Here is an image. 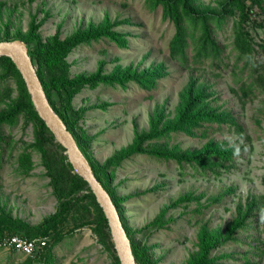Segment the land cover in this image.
I'll list each match as a JSON object with an SVG mask.
<instances>
[{
	"label": "rangeland",
	"instance_id": "obj_1",
	"mask_svg": "<svg viewBox=\"0 0 264 264\" xmlns=\"http://www.w3.org/2000/svg\"><path fill=\"white\" fill-rule=\"evenodd\" d=\"M220 1L200 0V6H217ZM250 13L257 19L264 17L257 7ZM105 17L125 20L114 28L128 32L126 45L117 46L105 37L78 43L64 56L62 66L46 70L47 79L60 73L68 77L89 73L99 60H103L105 72L129 63L140 67L162 61L166 73L151 88L139 87L131 80L125 86L98 83L84 85L70 97L68 111L75 115V128L89 136L86 150L94 160L101 162L128 143L134 129L146 130L155 113H161V120L171 119L189 75L208 83L216 97L214 103L229 110L243 128L238 134L233 125L212 124L206 132L197 129L190 135L175 131L155 141L177 149L199 147L208 137L233 144L235 152L217 166L216 173L146 153H134L110 168V186L116 196L123 197L121 213L134 239L147 246L154 264H180L196 249V232L202 222L223 229L234 215L237 201L251 195L261 201L249 225L236 232L235 240L213 248L211 253H227L218 258L220 264H264V93L260 81L249 83V73L261 70L264 53L254 44L260 55L255 68L248 64L241 70L243 59H235L232 47L234 15L217 29L222 48L217 60L193 63L187 47L188 60L180 63L169 55L172 23L161 18L159 6L149 8L144 0H0V36L25 31L33 21L42 40L55 32L62 38L88 21L99 22ZM244 26L252 42L264 43V25L248 19ZM16 96L14 79H0V111H6ZM52 98L56 104L66 103L62 93L53 92ZM16 116L13 124L0 126V207L35 224L54 211L57 198L39 151L29 149L28 170L19 167L18 157L34 139L36 127L25 113ZM40 141L45 151L50 150L48 154L64 153L43 133ZM229 185L233 190L222 194ZM185 191L197 194L198 200L169 207L163 214V225H148L162 206ZM83 203L70 210L60 226L64 234L52 247L54 264H113L111 250L98 239L93 223H79L84 216L91 217ZM46 237V242L51 240ZM34 253L27 255L0 246V264H23L28 256L34 258L32 264H43Z\"/></svg>",
	"mask_w": 264,
	"mask_h": 264
},
{
	"label": "trees",
	"instance_id": "obj_2",
	"mask_svg": "<svg viewBox=\"0 0 264 264\" xmlns=\"http://www.w3.org/2000/svg\"><path fill=\"white\" fill-rule=\"evenodd\" d=\"M144 2L149 8L159 6L161 18L172 23L173 32L168 41L169 55L180 63H185L188 60L187 47L191 50L190 60L193 63L202 60L209 62L217 60L222 50L216 38L217 29L234 15L236 18L232 26V47L235 52V59H243L241 70L248 64L252 67L256 64L257 57L260 55L253 47L254 44L264 53V43L252 42V37L244 26L248 19L258 26L264 25V17L257 19L250 16L254 7H257L262 14L264 13L262 0H222L217 6L212 7L200 6V0H144ZM123 21L125 20H109L106 17L99 22L88 21L85 26L76 27L62 38L55 32L44 40L35 31V23L30 21L25 31L17 30L12 34L5 32L0 36V39L20 38L24 41L27 54L35 67V72L49 104L72 134L77 146L86 157L93 174L108 192L118 212L129 239L135 264H154L147 246L134 239L124 221L120 209V201L123 197L116 196L113 187L110 186L112 177L110 168L134 153H146L163 160L170 159L177 163L186 162L191 164L194 169L198 168L203 172L209 170L216 173L217 166L222 161L229 159L235 152L236 146L233 144H226L223 140L208 137L199 147L177 149L155 143V141L168 137L175 131L190 135H195L197 129H201V133L206 132L205 129L212 124L233 125L238 134L243 133V128L229 110L214 103L216 97L213 96L208 83L198 80L196 76L189 75L186 83L179 91L175 113L171 119L161 120V113H155L150 117L149 126L146 130L137 131L134 129L133 136L128 143L116 149L103 161L94 160L86 150L89 136L84 131L75 128V115L68 111L67 103L70 97L80 87L84 85L95 86L98 83L125 86L127 81L131 80L139 87L151 88L156 84L157 79L166 73L164 63L151 61L149 64L140 67L137 64L129 63L122 68H114L105 72L103 71V60H99L95 69L89 73L80 72L71 77L60 73V75L48 79L46 78V70L62 66L64 56L78 43H88L105 37L117 46H125L128 32L114 28L115 25ZM0 65L3 68L0 71V79L9 76L17 84V96L10 101L6 111H0V126L3 123L13 124L19 112L25 113L33 121L36 127L35 136L22 149L18 157L19 167L24 171L28 170L30 168L29 149L39 151L57 198L54 211L44 215L35 224H28L22 218L12 216L0 207V236L5 232L19 233L29 237L35 235L49 236L51 240L38 248L34 257L41 260L43 264H54L52 247L64 234L60 230V226L70 210L74 209L79 202H85L83 203L84 208L90 210L91 217L84 216L79 223H93L92 229L98 235V239L106 243L111 250L113 264H119L110 240L106 219L87 182L72 170L65 153L56 155L53 151V155H50L48 154L50 150L45 151L42 147L41 133L44 134L46 140L52 141L54 146L63 152V147L54 140L52 133L36 113L20 73L12 60L6 55H0ZM260 67L261 70L256 74L249 73V83L254 84L260 81V87L264 93V56L261 59ZM53 92L62 93L66 103L56 104L52 98ZM0 140H2L1 135ZM229 190H233L232 185H229L221 193ZM220 195L218 194L213 198L217 199ZM192 200L197 201L198 195L191 191L177 195L160 208L158 213L148 222V225H163V214L167 208ZM260 201L259 198L251 195L243 202L238 200L234 215L223 229L212 228L206 222H202L196 232V249L191 251L180 264H220L218 258L227 255V253L213 254L211 250L226 241L235 240L236 232L249 225L250 216ZM32 259L34 258L26 257L23 264H32Z\"/></svg>",
	"mask_w": 264,
	"mask_h": 264
},
{
	"label": "water",
	"instance_id": "obj_3",
	"mask_svg": "<svg viewBox=\"0 0 264 264\" xmlns=\"http://www.w3.org/2000/svg\"><path fill=\"white\" fill-rule=\"evenodd\" d=\"M0 55H6L12 60L20 73L36 113L52 133L54 140L63 147V152L72 170L87 182L106 219L110 240L119 264H135L129 239L118 212L108 192L93 174L86 157L77 146L72 134L49 104L35 72V67L27 54L24 41L20 38L0 39Z\"/></svg>",
	"mask_w": 264,
	"mask_h": 264
},
{
	"label": "built area",
	"instance_id": "obj_4",
	"mask_svg": "<svg viewBox=\"0 0 264 264\" xmlns=\"http://www.w3.org/2000/svg\"><path fill=\"white\" fill-rule=\"evenodd\" d=\"M47 237L44 235L26 236L19 233L5 232L0 236V246L20 251L31 255L45 244Z\"/></svg>",
	"mask_w": 264,
	"mask_h": 264
}]
</instances>
